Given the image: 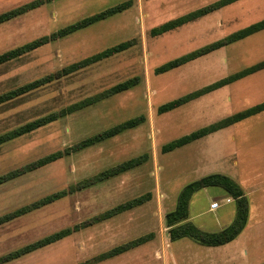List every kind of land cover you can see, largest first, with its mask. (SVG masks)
<instances>
[{"label":"rangeland","instance_id":"obj_1","mask_svg":"<svg viewBox=\"0 0 264 264\" xmlns=\"http://www.w3.org/2000/svg\"><path fill=\"white\" fill-rule=\"evenodd\" d=\"M32 1L34 0H0V13ZM123 1L125 0L44 2L0 23V54L50 35L61 27ZM215 1L217 0H132V5L124 11L0 63L2 96L23 84L56 73L118 42L128 39H134L136 42L124 51L0 101V135L52 112L60 113L62 109L96 96L126 79L139 77V83L126 91L104 97L28 133L0 143V178L38 158L64 150L127 119L140 114L146 117V122L140 126L125 130L84 149L71 151L49 164L17 177L2 180L0 218L53 192L68 189L146 151L150 153V158L156 156L154 164L160 165L153 175L154 182L149 178V182L143 184L132 183L134 173L139 177L142 171L139 169L131 176L120 175L96 182L51 203L0 222V264L85 262L137 237L128 238L130 235L122 232L117 234L118 226L115 221L111 222L107 218L20 257L5 261L3 256L53 232L91 220L116 206L119 200L125 199L124 197L146 188H154L155 182L159 192L171 187L176 192L177 200V194L185 184L212 174L210 170L215 166L206 163L204 144L192 152V155L190 151L182 152L180 149L163 153L162 145L246 109L247 107L241 109L242 104H235L234 98L238 93L244 95L246 92H252L257 95L253 97L257 102L251 105L250 99H246L245 103L248 102L250 107L264 102V71L248 80L245 78L241 82H232L227 90L201 98L191 106L187 104L161 114L157 108L163 103L264 60V30L167 72L158 74L155 69L174 58L263 20L264 0H238L158 36H152L150 31ZM246 82L250 84L247 85ZM227 94L232 95L233 102L228 104L223 102V109H220L221 100L225 99ZM190 107L193 110H189ZM195 110L198 112L197 117L190 119ZM203 110L204 113H200ZM144 150L146 151L142 153ZM190 159L193 160L192 165L195 169L189 173H176L174 169L172 170L173 167L177 170L185 169ZM149 164L152 166L153 159ZM226 164L231 168L230 160ZM211 189L213 197H216L217 201H222L221 208L216 209L217 213L235 208L234 201L230 204L225 202L224 192H217L221 188ZM152 194L155 195V192ZM206 198L208 197L198 194L191 207L192 213L200 209L206 211L209 208ZM211 202L212 199L209 198V203ZM160 214L162 217L160 230L166 243L168 226L165 215ZM213 214L209 211L204 212L206 227L212 228L208 222L211 221L209 217ZM193 223L198 226V223ZM180 243L185 245L187 251H182L184 245ZM180 243L164 247V259H170L174 255L176 258L181 256L180 258H184L188 264L189 259L190 262H196L198 255L203 254L191 248L192 245L198 244L190 239H184ZM179 245H182L181 249ZM116 256L93 264H123L126 260L125 256ZM153 264H156L155 261Z\"/></svg>","mask_w":264,"mask_h":264},{"label":"trees","instance_id":"obj_2","mask_svg":"<svg viewBox=\"0 0 264 264\" xmlns=\"http://www.w3.org/2000/svg\"><path fill=\"white\" fill-rule=\"evenodd\" d=\"M50 0H34L28 4H25L23 6L10 9L8 11L0 13V23L11 19L31 8H34L44 2H47ZM238 0H217L213 2L212 4L199 8L195 11H192L190 13H187L185 15H182L180 17H177L175 19H172L170 21H167L155 28H153L150 31V34L152 36H158L160 34L166 33L168 31H171L179 26L184 25L185 23H188L192 20H195L205 14H208L216 9H219L221 7H224L226 5L232 4ZM132 0H125L123 2H120L114 6L108 7L100 12H97L93 15L84 17L83 19H80L74 23L68 24L64 27H61L57 29L56 31H53L50 35H45L41 38H38L36 40H33L31 42H28L22 46L10 49L8 51H5L0 54V63L8 61L10 59H13L27 51H30L32 49H35L42 44H45L51 40H55L60 37L67 36L81 28H84L86 26H89L99 20H102L108 16H111L113 14H116L118 12L124 11L125 9L129 8L132 5ZM261 30H264V19L260 20L258 22H255L253 24H250L249 26H246L242 29H239L211 44H208L204 47L195 49L191 52H188L186 54H183L182 56H179L177 58H174L158 67H156L155 72L156 73H164L169 70L175 69L177 67H180L202 55H205L211 51H214L216 49H219L225 45L234 43L236 41L242 40L250 35H253ZM134 39H128L125 41L118 42L117 44H114L112 46L107 47L106 49L91 55L79 62H76L68 67H64L60 71L48 74L46 76L40 77L38 79H35L33 81H30L26 84H23L19 86L18 88L9 91L8 93L0 96V101H4L6 99H9L11 97L17 96L19 94L25 93L29 90H32L36 87H39L45 83H48L52 81L55 77H59L61 75L70 73L71 71H74L76 69H79L81 67H84L90 63H94L96 61H99L101 59L110 57L114 54H117L121 51H124L131 46L135 44ZM264 68V60L248 66L246 68H243L233 74H230L216 82H213L211 84H208L200 89H197L195 91H192L190 93H187L179 98L173 99L171 101H168L166 103L161 104L157 111L159 114L165 113L168 111H171L177 107L182 106L183 104L196 99L198 97H201L213 90H216L224 85L230 84L232 82H235L236 80L249 75L251 73H254L260 69ZM139 83V77L134 76L129 79H126L122 82H119L113 86H111L106 91L97 94L93 97H88L81 102H78L76 104L71 105L70 107L66 109H62L60 113L58 112H52L46 116L36 118L34 120L28 121L21 126L17 127L16 129H13L5 134L0 135V143L9 140L11 138H14L16 136L23 135L25 133H28L36 128H39L49 122H52L56 119H58L60 116H64L67 113H70L72 111H75L77 109H80L84 106H88L104 97L117 94L123 91H126L134 86H136ZM264 110V102L259 103L257 105H254L248 109H245L243 111H239L237 113H234L232 115H229L227 117H224L212 124H209L207 126L201 127L197 130L192 131L189 134H185L181 137H178L176 139L171 140L170 142L163 144L161 147V151L166 153L169 151H172L178 147H181L187 143H190L196 139H199L209 133H212L214 131H217L223 127L229 126L241 119H244L250 115H253L255 113H258L260 111ZM146 122V117L143 114H140L138 116H135L133 118L127 119L121 123H118L114 126H111L103 131H100L98 133H95L91 136L86 137L85 139L77 142L73 146H70L64 150H58L55 152H52L50 154H47L41 158H38L24 166L19 167L18 169H15L11 171L8 175L1 177L0 182L2 180L8 179V178H14L18 175H21L27 171L33 170L35 168L44 166L46 164H49L62 156L69 154L71 151H76L80 149H84L90 145H93L97 142H101L105 139H108L110 137H113L125 130L135 128L136 126L143 124ZM150 158L149 153H143L138 156L129 158L113 167L107 168L98 174L94 175L91 178L82 180L75 184L74 186H70L68 189H62L60 191L53 192L45 197H43L40 200H37L33 202L32 204L28 206H24L22 208L17 209L11 214H6L0 218V222L6 221L8 219H11L14 216L21 215L23 213H26L28 211H31L35 208H38L40 206H43L47 203H51L65 195H67L70 192H74L76 190H79L81 188H85L88 186H91L95 184L96 182L106 180L110 177H113L115 175H118L120 173H123L127 170H130L136 166H139L140 164L144 163ZM206 186H221L224 188L227 193L232 196L235 199L236 203V216L233 222L225 227L224 229L220 231H206L195 225L193 222L188 221L189 217V203L191 196L193 193L197 190H200L203 187ZM152 197L151 192L144 193L142 195H139L137 197H134L132 199H129L125 202H122L105 212L95 216L91 220L85 221L83 223L77 224L74 227H66L61 230H58L56 232H53L45 237H42L34 242H31L29 244H26L25 246L12 251L8 253L7 255L3 256V260H11L17 257H20L26 253H29L33 250H36L40 247L46 246L48 244H51L57 240H60L68 235H70L72 232L77 231L81 228H84L86 226H90L96 222L102 221L104 219L110 218L122 211L131 209L137 205H140ZM249 215V201L248 198L244 195V192L242 188L239 186V184L229 175L223 174V173H212L206 176H203L200 179L194 180L189 182L184 188L181 190L178 196V202L176 205V208L172 211H169L166 214V223L169 230V237L172 241L187 237L191 240L203 244V245H222L227 242L232 241L236 238V236L244 229ZM154 237V233H147L144 235H141L135 239H132L130 241H127L125 243H122L120 245H117L113 247L112 249L102 252L93 258L81 262L79 264H93L95 262H99L108 258H111L113 256L122 254L136 246H139L149 240H151ZM264 264V263H261Z\"/></svg>","mask_w":264,"mask_h":264},{"label":"crops","instance_id":"obj_3","mask_svg":"<svg viewBox=\"0 0 264 264\" xmlns=\"http://www.w3.org/2000/svg\"><path fill=\"white\" fill-rule=\"evenodd\" d=\"M261 71L263 72L264 68L246 75L236 80V82H241L245 78L247 80L248 78H253ZM246 83L247 85L250 84L249 82ZM229 85L230 84L224 85L201 97L193 99L182 106L187 104L188 106H191L193 102L196 103V101L201 98L209 96L215 92L227 90ZM248 87L251 88L250 86ZM254 95L256 94H253L252 92H246L244 95L238 93L237 97L234 98L236 101L235 104H242L241 109L246 107V109H248V107L250 108L249 104L251 105L252 103L257 102V100H253ZM246 99H250L249 104H247L248 102L245 103ZM223 102H225V104L230 102L232 103V95L227 94L225 99L222 98L220 109H223ZM224 106L228 107L227 105ZM189 110H193V108L190 107ZM194 113L196 115L193 114L190 116V119H195L197 117L198 112L195 110ZM200 113H204V110L200 111ZM259 117L264 118V110L174 149H180L182 152H186L184 150H187L190 151V154L192 155V152L197 151L198 147H202V144H204L205 157L207 161L206 163L213 164L215 166V168L210 170L212 171L210 173H223L232 177L242 188L244 195L249 201V215L247 223L244 229L236 236V238L225 244L215 246L203 245L192 240L198 245H192L191 248H195L196 251L202 252L203 254L198 255L199 258L196 262H190L189 259L188 264L264 263V119H260ZM216 140L217 142H215ZM145 151L146 150L142 151V153ZM145 153L149 152L146 151ZM155 158L157 160L156 156L149 158L139 166L110 177V179L116 178L120 175L125 176L128 174V176H131L134 172H138L139 169H142V171H140L141 173L139 174V177H136L135 173L133 174L132 183L137 185L138 183L141 184L142 182L143 184V182H149V178L154 182L153 175L156 173V168H160L158 163H156V165L154 164ZM151 159H153L152 166L149 164ZM229 160L231 161V168L226 164V162ZM192 161L190 159V162L186 163L188 168L186 167L185 169L182 168L183 170H177L176 167H173L172 170L174 169L176 173H189V171L195 169L193 168ZM156 183L157 182L154 183V188H152L153 191L150 188H146V190H141V192L133 193L130 196L124 197L125 199L119 200L118 204L147 192H155V195L152 194L150 200L131 209L122 211L109 218L111 222L115 221L116 225L118 226L117 234H120V232L124 233L125 235L128 234L130 235L128 238H134L149 232H154V237L151 240L120 254L121 256L126 257V260H124L123 264H153L154 261L156 264H187L184 261V258H180L181 256L176 258L174 255L173 257H170V259H164V247H172L174 243L179 244L182 240L190 238L183 237L172 241L168 236L167 229V242L165 243V240L162 237L164 234L160 230V227H162V217L160 213H163L166 217V214L169 211H172L176 208L179 193L188 183L179 190L177 194V200H175L176 192L173 191L171 187L166 188L164 191L160 190L159 192ZM213 187L221 188L218 189L217 192H224L226 194L225 202H228V204L232 203L233 201L235 202V199L230 196L221 186L203 187L200 190L195 191L191 196L189 203V217L187 219L188 221L198 223V227L201 229L205 228L206 231L211 232L224 229L233 222L236 216V203L234 209L231 210L228 208L219 213H217L216 209L221 208L222 201H218V207L211 208V204L214 201H217L216 197H213L214 193L211 189ZM198 194L208 197L206 198V203H208L209 208H207L206 211L214 213L211 215V217H209V220L211 221L208 222V225L212 228L205 226L207 225V222L203 216L204 212L206 211H203L202 209L196 213H192L191 211L192 204L194 203V200L197 198ZM209 198L212 199L211 203H209ZM225 202H223V206H225ZM164 207H166V209ZM180 244L184 245L183 243ZM182 245H179L180 249ZM183 249L184 250L182 251H187L185 245L183 246ZM181 255L184 256L185 254L181 253Z\"/></svg>","mask_w":264,"mask_h":264},{"label":"built area","instance_id":"obj_4","mask_svg":"<svg viewBox=\"0 0 264 264\" xmlns=\"http://www.w3.org/2000/svg\"><path fill=\"white\" fill-rule=\"evenodd\" d=\"M219 206V202L218 201H214L212 204H211V208H216Z\"/></svg>","mask_w":264,"mask_h":264}]
</instances>
